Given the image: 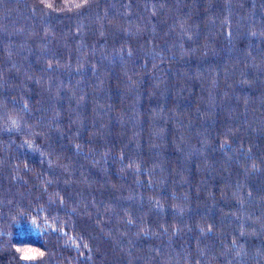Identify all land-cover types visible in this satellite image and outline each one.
<instances>
[{
	"label": "trees",
	"instance_id": "obj_1",
	"mask_svg": "<svg viewBox=\"0 0 264 264\" xmlns=\"http://www.w3.org/2000/svg\"><path fill=\"white\" fill-rule=\"evenodd\" d=\"M0 264H264V0H0Z\"/></svg>",
	"mask_w": 264,
	"mask_h": 264
}]
</instances>
